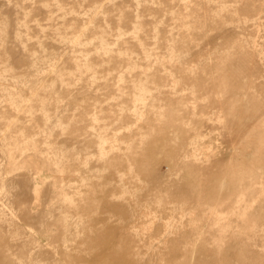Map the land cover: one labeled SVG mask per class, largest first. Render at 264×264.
Wrapping results in <instances>:
<instances>
[{
  "label": "rangeland",
  "instance_id": "rangeland-1",
  "mask_svg": "<svg viewBox=\"0 0 264 264\" xmlns=\"http://www.w3.org/2000/svg\"><path fill=\"white\" fill-rule=\"evenodd\" d=\"M0 264H264V0H0Z\"/></svg>",
  "mask_w": 264,
  "mask_h": 264
}]
</instances>
